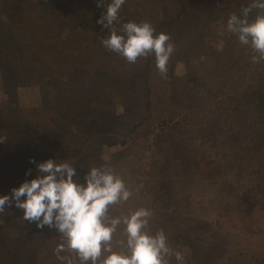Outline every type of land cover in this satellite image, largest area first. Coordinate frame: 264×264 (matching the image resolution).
<instances>
[{"label": "trees", "instance_id": "obj_1", "mask_svg": "<svg viewBox=\"0 0 264 264\" xmlns=\"http://www.w3.org/2000/svg\"><path fill=\"white\" fill-rule=\"evenodd\" d=\"M249 2L127 0L122 22L148 20L171 34L163 78L154 57L130 64L101 44L108 30L96 23V0H0V70L15 88L40 91L31 112L0 109V194L30 178L26 166L35 175L33 159H68L82 179L131 132L155 123L149 170L144 152L107 161L134 190L125 210L152 208L151 227L166 230L183 264H264V61L252 64L250 50L222 33ZM190 23L193 41L183 46L176 32ZM119 100L128 123L108 115ZM63 121L78 126L74 135L51 128ZM57 242L55 230L23 220L19 209L0 213V264H58Z\"/></svg>", "mask_w": 264, "mask_h": 264}, {"label": "clouds", "instance_id": "obj_2", "mask_svg": "<svg viewBox=\"0 0 264 264\" xmlns=\"http://www.w3.org/2000/svg\"><path fill=\"white\" fill-rule=\"evenodd\" d=\"M126 2L96 0L101 9L96 23L108 30L101 44L130 64L154 57L155 68L167 78L175 51L171 34L157 32L148 20L122 22ZM226 30L250 50L252 64L264 61V0H250L239 13L232 12ZM102 159L105 163L91 166L82 179L68 159H33L35 175L29 169L30 178L0 194V213L19 209L23 220L55 230L58 242L52 251L58 264H172L173 258L183 264V252L171 246L166 230L151 227L152 208L125 210L134 190L107 157Z\"/></svg>", "mask_w": 264, "mask_h": 264}, {"label": "rangeland", "instance_id": "obj_3", "mask_svg": "<svg viewBox=\"0 0 264 264\" xmlns=\"http://www.w3.org/2000/svg\"><path fill=\"white\" fill-rule=\"evenodd\" d=\"M204 21H205V17H204ZM59 30L61 32L65 31L64 27H60ZM192 31L193 30H191V23L177 30L176 37L183 46L184 45L186 46L193 41ZM222 33L223 35L226 36L232 35L231 33L227 32L226 29L223 30ZM221 47H222V41H220L219 49H221ZM97 60H98L97 57H93L91 61L90 67L92 68V71L97 70L96 69ZM175 74L177 81L184 80L185 77L187 76L185 64L183 63L182 60L177 61ZM39 101H40V91L38 88H15L11 83L7 73L4 70H0V109L7 108L10 106H19L24 109H29V112H31L30 109L36 108ZM95 106H99V105H97L95 102ZM161 106L164 105L160 101L159 107ZM100 107L101 106H99L98 109ZM137 107L143 109L142 106H137ZM112 108H115V105H113L111 109ZM108 115L109 117L110 116L116 117L117 121L126 120L127 123L130 121L129 119H127L130 115L129 113H127V109L125 108V106L120 103V100L117 108L114 109L113 113H110ZM154 125L155 123L152 125L153 126L152 128L148 127V125H145L144 127L131 132L127 138L128 141L127 146H125L122 149L117 147L113 150V152H109V154L105 153V155H103L102 157H107L108 160H115L116 157L118 158L120 155H124L126 156L125 158L128 159L132 156V154L135 155L136 152H141V153L144 152L145 157L141 159L144 160L142 168L144 170H149L148 161L151 160L152 150L154 148H157L154 142V138H155V134L158 132V129H156L155 133H152L151 131L153 128L155 129L156 125L155 126ZM51 128L57 132L62 131L74 135V133H76L77 131L78 126L73 122L63 121L62 123H57V122L53 123ZM147 130H149V132ZM29 169H32V173H34L33 165L26 166L23 170L25 178L27 177L25 173ZM262 224H264V218L262 219ZM39 247L40 246L38 245L35 247L33 251H31L33 257L37 256L40 250Z\"/></svg>", "mask_w": 264, "mask_h": 264}]
</instances>
